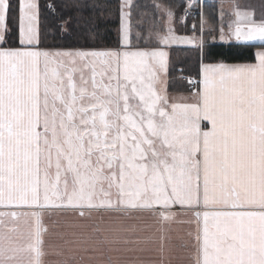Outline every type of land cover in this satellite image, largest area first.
I'll list each match as a JSON object with an SVG mask.
<instances>
[{
  "label": "snow or ice",
  "instance_id": "1",
  "mask_svg": "<svg viewBox=\"0 0 264 264\" xmlns=\"http://www.w3.org/2000/svg\"><path fill=\"white\" fill-rule=\"evenodd\" d=\"M126 6L119 48L49 50L37 0H18L20 47L0 46V207L21 210L0 211V264H145L146 243L154 264H264V46L252 62H204L216 41L264 45V16L209 25L206 40L202 13L201 35L182 36L155 4L156 46L140 47ZM10 10L0 0V45ZM171 45L200 49L190 102L168 92ZM176 207L194 228L173 257ZM46 214L65 218L47 249Z\"/></svg>",
  "mask_w": 264,
  "mask_h": 264
},
{
  "label": "trees",
  "instance_id": "2",
  "mask_svg": "<svg viewBox=\"0 0 264 264\" xmlns=\"http://www.w3.org/2000/svg\"><path fill=\"white\" fill-rule=\"evenodd\" d=\"M39 16L38 29L41 48L49 50L82 49L105 50L121 46L119 27L121 24L122 0H38ZM11 10L7 18V30L2 47H20L19 43V13L18 0H10ZM155 4L171 7L175 12L176 33L187 35L198 30V18L181 20L185 9L183 0H135L130 6L131 41L140 47L146 45L144 39L155 21L161 16ZM48 5H53L54 10ZM197 4L196 6H198ZM206 24L215 27L222 16L215 2H204ZM166 18V17H165ZM64 21H68L66 24ZM195 26V29H194ZM139 33V39L137 34ZM206 40L208 31H204ZM213 35V33H212ZM259 46L257 43H235L222 45L215 42L206 44L204 62L225 59L229 63H244L253 61V53ZM169 53L168 92L188 93L195 90L193 83L200 79L201 55L197 46L171 45ZM212 55L208 56L207 53ZM217 53H225L223 56Z\"/></svg>",
  "mask_w": 264,
  "mask_h": 264
},
{
  "label": "crops",
  "instance_id": "3",
  "mask_svg": "<svg viewBox=\"0 0 264 264\" xmlns=\"http://www.w3.org/2000/svg\"><path fill=\"white\" fill-rule=\"evenodd\" d=\"M197 1H199V4L204 3V2H215L219 7L220 14L222 16H228L229 17L228 19H224V20H223V18H221L220 23L219 24L217 23V25L215 26L216 28L223 25L225 27V29H227V26L229 23H235V22L245 23L246 20L243 19V17H246L248 15H251V17L253 19H257V20L260 19L262 16H264V0H197ZM237 12L240 13L239 18L236 15ZM173 26L176 29L175 20L173 21ZM204 30L208 31L209 26L206 25L204 27ZM195 31H193L190 34L182 35V36H193ZM198 32H199V36H200V34H201L200 30H198ZM213 35H218V33L214 32ZM216 42L222 43L219 41H216ZM247 43L262 44L258 40L247 42ZM181 46H194V45H181ZM260 47H262V46H259L258 48H260ZM164 50L168 52L167 47ZM168 62H169V53H168ZM167 80H168V77H167ZM193 91H195V90H193ZM193 91H190L188 93L177 92V93H169V94L174 96V97H177V98H179V97L187 98L190 102L191 98H190L189 94ZM20 210L21 209H16V208L5 209L3 207H0V211H20ZM24 210H26V209H24ZM172 211L178 213V215H177L175 221L171 222L168 225L169 236H170L169 244L173 248V251H172L173 257H176V256L185 255L183 250L180 249L179 245L182 242L188 241V237L186 236V233H188L189 231H193L194 226L190 225L188 223L182 222V221H187L188 219H190L189 216L180 214L183 210L176 207V208H173ZM64 219H65L64 217L56 216V215L49 216L46 214L44 216L42 222H43L44 226L49 229V232L45 234V247H46V249L49 246H54V245H57L60 243L59 239L55 235V233L57 231L56 224H57V221H59L60 223H63ZM138 223L147 224L149 226H152V225H154V220L151 217H144L143 219L138 221ZM142 235H153V237L155 238V234L152 232L151 228L149 229V232L142 233ZM142 246L146 247L148 249H151L150 251H146V252L140 254L142 256V259L145 261V264H154V262L158 260V253L154 250L157 247V245L154 243H146ZM57 259H58V257L55 255H49V256L45 257L47 264H55V261ZM174 264H178V262L174 260ZM184 264H187V260H185Z\"/></svg>",
  "mask_w": 264,
  "mask_h": 264
},
{
  "label": "rangeland",
  "instance_id": "4",
  "mask_svg": "<svg viewBox=\"0 0 264 264\" xmlns=\"http://www.w3.org/2000/svg\"><path fill=\"white\" fill-rule=\"evenodd\" d=\"M134 1H135V0H128V3L130 4V6H132V4L134 3ZM124 2H125V0H122V4H123ZM198 2H199V1H197V0H191V3H192L193 5H196ZM160 5H162V4H160ZM124 11L130 13V11H129V7L126 6V7L124 8ZM129 19H130V16H129ZM181 19H182V17H181ZM130 29H131V28H130ZM119 34H120V38H121V24H120V27H119ZM193 36H199V32H198V31H195V33H194ZM167 81H168V80H167Z\"/></svg>",
  "mask_w": 264,
  "mask_h": 264
},
{
  "label": "built area",
  "instance_id": "5",
  "mask_svg": "<svg viewBox=\"0 0 264 264\" xmlns=\"http://www.w3.org/2000/svg\"><path fill=\"white\" fill-rule=\"evenodd\" d=\"M186 15H189V12H187Z\"/></svg>",
  "mask_w": 264,
  "mask_h": 264
}]
</instances>
